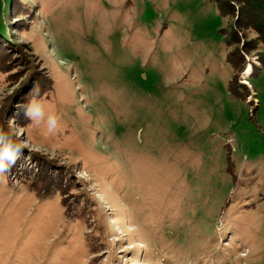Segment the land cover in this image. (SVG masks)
<instances>
[{
    "label": "rangeland",
    "instance_id": "1",
    "mask_svg": "<svg viewBox=\"0 0 264 264\" xmlns=\"http://www.w3.org/2000/svg\"><path fill=\"white\" fill-rule=\"evenodd\" d=\"M10 1L0 264H264V0Z\"/></svg>",
    "mask_w": 264,
    "mask_h": 264
},
{
    "label": "clouds",
    "instance_id": "2",
    "mask_svg": "<svg viewBox=\"0 0 264 264\" xmlns=\"http://www.w3.org/2000/svg\"><path fill=\"white\" fill-rule=\"evenodd\" d=\"M46 102L33 98L24 106V116L34 122H44L49 133H54L58 127L59 116L46 110ZM29 145L18 139H13L7 132L0 129V176L11 172L17 161L27 159L25 150Z\"/></svg>",
    "mask_w": 264,
    "mask_h": 264
},
{
    "label": "trees",
    "instance_id": "3",
    "mask_svg": "<svg viewBox=\"0 0 264 264\" xmlns=\"http://www.w3.org/2000/svg\"><path fill=\"white\" fill-rule=\"evenodd\" d=\"M209 1L215 4V6L217 7V9H218L220 15H223V14H226V15H227V14H230V10H229L227 4L222 3V0H209ZM7 2H8V4L10 5L9 10H10L11 12H12V10L14 11L15 8L12 7V5H11V1H10V0H7ZM17 9H18V7H17ZM13 15H14V14H13ZM254 24H255V25H253V27H254V29L257 31L256 23H254ZM234 67H236V65H234ZM235 69H237V68H235Z\"/></svg>",
    "mask_w": 264,
    "mask_h": 264
}]
</instances>
